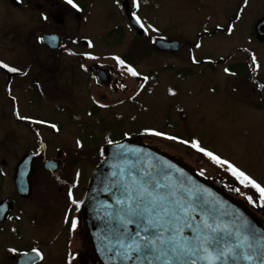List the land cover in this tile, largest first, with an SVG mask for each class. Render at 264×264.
Returning a JSON list of instances; mask_svg holds the SVG:
<instances>
[{
  "label": "rangeland",
  "instance_id": "1",
  "mask_svg": "<svg viewBox=\"0 0 264 264\" xmlns=\"http://www.w3.org/2000/svg\"><path fill=\"white\" fill-rule=\"evenodd\" d=\"M239 2L136 0L139 4L137 8L134 0H130L132 14H136L148 32V37L142 40L128 26L115 0H73L78 6L73 8L79 16L67 8L65 14L56 15V22L51 23L50 29L60 34L64 51L69 49L76 51V54H85L84 59H75L74 55L66 53L51 59L50 72L38 77L41 95L47 99L49 107L43 106V99L36 89L26 91L24 95L19 93L16 100L23 111H26V105H30L33 108L30 112H44L51 117V121L61 123L63 131L51 137L52 145L73 148L74 136L85 148L87 145L102 146L138 137L173 157L200 165L206 173L220 172L229 177L243 195L251 197V194H255L256 202L264 209V198H261L260 193L246 182L241 184L226 165L216 164L192 147L164 142L146 131L176 132V136L178 134V137L187 138L189 142L197 140L201 147L229 161L264 187V43L260 44L253 38L254 24L264 12V0H249L246 8L238 6ZM66 4L72 6L67 0ZM51 5L52 12H55V1ZM235 17L238 23L231 25L230 34L214 33L217 26L227 25V28ZM59 19L63 22L60 23ZM31 26L37 28L33 22ZM115 27L124 31L121 42L115 38L118 32L110 36ZM153 28L157 31H153ZM206 32L210 34L198 36ZM198 37L199 48L196 47ZM154 38L177 40L181 47L176 53L157 51L150 44ZM82 39L91 42L92 46L81 45ZM12 44L10 50L20 45L19 41ZM89 56L96 59H90ZM113 57L126 58L128 62L125 61V64L135 68L140 75L131 76L126 67ZM193 58L198 63H193ZM225 59L227 63L220 62ZM249 59H252V73H248L241 65ZM209 61L214 63H207ZM93 63L111 66L121 72L120 77L124 82L119 85L118 91L107 92L80 73V77H75V66ZM229 65H232L230 70L225 72ZM189 70L192 71L191 75ZM144 77L148 79L145 81ZM90 96L99 105L93 106L100 108L98 114L101 120L92 121L88 117L93 107ZM62 104L70 112L81 116L85 123L62 111L59 107ZM0 109L3 113L13 110L6 101L0 103ZM183 113L185 119L181 118ZM169 117L174 124L171 128L167 125ZM7 119L4 124L8 127L29 122ZM18 126L23 128V125ZM3 140L7 148L17 146L18 156L30 143V137L15 133L14 128L8 129V135ZM3 156L9 162V167L4 168L5 172L10 168L12 158L4 152ZM2 185L3 194H8L11 182L7 176ZM19 245L27 247L28 243L23 241ZM2 256H5L4 251L0 252V264Z\"/></svg>",
  "mask_w": 264,
  "mask_h": 264
},
{
  "label": "flooded vegetation",
  "instance_id": "2",
  "mask_svg": "<svg viewBox=\"0 0 264 264\" xmlns=\"http://www.w3.org/2000/svg\"><path fill=\"white\" fill-rule=\"evenodd\" d=\"M52 1H55V6H57L55 12L51 10ZM129 1V9L132 13ZM248 1L245 3L244 0H240L238 6L246 8L249 3ZM115 2L125 15L120 1L115 0ZM90 4L92 5V2H89ZM76 7L78 8L77 5ZM67 8L79 16L73 6L68 7L66 0H0V62L18 69L16 73H11L7 69L0 68V103L2 104L6 101L13 109L11 112L5 113L0 109V204L6 199L10 201L7 207L3 208L4 210H0V252L4 251L5 255L2 256L3 260L1 264H20L19 259L21 255L31 252L34 253L33 249H36L40 255L34 254L32 259L24 260L22 264H98L87 251L84 244L83 223L79 217V210L91 172L103 158L102 147L105 144H102V146L98 144L87 145L85 148L78 137L74 136L75 144L73 148L60 144L52 145L51 137H56V135H59L63 131L64 127L61 123L58 124L54 120L51 121V117L44 112H30L29 110L33 109L30 105H26V111H23L16 100L19 93L22 92V95H24L26 91L32 89H36L37 93L41 95L40 80L38 77L50 72L52 58H56L57 56L61 57L63 55L62 53H66L70 56L74 55L75 59H78V57L80 60L84 59L85 54H76V51L74 52L69 49L64 51L61 46L60 34L50 29L51 23L56 22V15L65 14ZM125 20L127 22L126 16ZM32 22L37 25V28L39 26L41 28L37 30L36 27L31 26ZM59 22L62 23L63 20L59 19ZM236 23H238V20L230 22L228 27L236 25ZM226 26H217L214 33L219 35L230 34ZM51 34L58 36L59 47L56 50L49 49L43 43L42 37ZM203 34L210 33L206 32ZM253 38L255 39L254 27ZM163 39L173 40L170 38ZM14 41H19L20 45H17V47L14 46L13 50H10ZM83 41L88 42L89 45V41L86 39L80 41L81 45H83ZM262 43L264 42L260 44ZM150 44L152 45V42ZM196 44H199V41ZM7 45L11 46L7 48ZM88 45L83 46L88 47ZM190 57L192 58V55ZM222 61L228 62L226 59L220 60V62ZM229 66L231 67L232 65ZM74 70L77 73L75 77H80V73L82 77L86 76L87 80L89 79L96 86L103 88L107 92L114 93L118 91L119 85L124 82V79L120 77L121 72L107 65L93 63L84 66L79 64V66L74 67ZM99 70L107 72L109 78L108 84L99 81ZM246 70H248V73L253 72L250 63L246 65ZM189 72L191 75L192 71L189 70ZM41 97L43 99V106L49 107L50 105L46 101L47 99L42 95ZM89 98L92 106L95 104L98 105L92 96ZM59 107L71 117L82 119L78 114L70 112V109L66 105L62 104ZM99 111V107H91L88 117L92 121L101 120L100 114H98ZM6 117L13 119L15 122H25V120L29 122L18 123L16 127H8L7 124H4V121L8 120ZM19 117H26L27 119H21ZM181 118H186L185 113L181 114ZM37 120L46 123L37 124L33 122ZM171 121L169 117L167 122L169 128L174 126ZM18 125H23V128ZM51 125H55L56 127L53 128ZM9 128H14L15 133L20 132L24 137H30L28 148L20 156L16 154L18 153L17 146L13 145L7 148L3 144V137L8 135ZM92 132L95 131L92 130ZM162 133L165 136H158V138H161L159 140L176 142L179 145L191 148L189 144H182L178 140H169L166 138V136L178 137V134L176 136V132L169 134L165 131ZM178 138L179 140L188 141L187 138ZM77 141H79V145ZM156 148L160 149L159 147ZM162 151L165 152L164 150ZM3 152L6 156L10 154L12 158L10 168L5 172L4 168L9 167V162L3 156ZM28 153L33 154V160L28 174L30 192L28 196L22 197L17 191L15 177L19 163ZM201 156L204 158L202 154ZM174 158L181 164L188 165L204 175L224 193L244 203L258 218L264 219V209L256 202L257 198L255 194H251L253 195L251 197L243 195L237 184L231 182L229 177L224 176L220 172L206 173L196 163H187L185 160L175 156ZM50 160L58 163L55 171L45 168V163ZM5 176L11 182V189L8 194H3L2 192V183ZM37 189L38 193H36ZM69 190L72 193L71 198L69 197ZM10 204L11 207L8 210L7 208ZM73 220L76 222L75 228L72 227ZM23 241H27V247H21L19 245Z\"/></svg>",
  "mask_w": 264,
  "mask_h": 264
},
{
  "label": "water",
  "instance_id": "3",
  "mask_svg": "<svg viewBox=\"0 0 264 264\" xmlns=\"http://www.w3.org/2000/svg\"><path fill=\"white\" fill-rule=\"evenodd\" d=\"M119 1L128 25L138 37L146 38L148 32L130 13L128 0ZM254 33L256 41L264 42V14L255 23ZM42 38L49 49H58V36L51 34ZM82 44L87 46L88 42L83 41ZM152 45L161 52L176 53L180 49L177 40L157 38ZM99 81L109 83L106 71L99 70ZM102 155V161L89 177L79 210L86 249L98 264H146L145 260L136 257L128 249L127 245L131 241L126 236L140 230L141 236H151L153 239L162 233L160 239L166 241L175 234L167 229L179 227L184 228L179 238L194 250L195 254L191 258L196 259L197 264H223V261L200 258L229 250L228 264H264V221L201 173L181 164L160 149L143 143L138 137L108 143L103 146ZM32 160L33 154L28 153L17 167L15 185L22 197L28 196L30 192L28 174ZM57 166L56 161L45 163V168L51 171H55ZM150 177L152 183L146 184L145 181ZM157 182L165 187L156 189L154 185ZM148 192L164 195L165 199L163 202L157 201L158 216L153 217V223L159 225L158 229L145 233L141 220L132 212L137 204L143 208L152 199ZM9 202V199L4 200L0 210H4ZM10 207L11 204L7 209ZM164 208L169 210L168 214L164 213ZM129 220L134 222L129 223ZM186 224L191 227H185ZM205 237L215 238L211 246H205L206 251L197 247L204 243ZM139 239L136 237L137 241ZM157 247H161L160 240H157ZM34 254L37 251L21 255L20 264L32 259ZM129 255L134 258L129 260ZM247 255H251L252 259H244ZM147 259L152 260L153 264H161L153 260L151 255Z\"/></svg>",
  "mask_w": 264,
  "mask_h": 264
},
{
  "label": "snow or ice",
  "instance_id": "4",
  "mask_svg": "<svg viewBox=\"0 0 264 264\" xmlns=\"http://www.w3.org/2000/svg\"><path fill=\"white\" fill-rule=\"evenodd\" d=\"M245 3H247V0H244ZM67 3L71 4L73 7H76V5L73 3V0H67ZM135 6L138 8L139 4L136 3V0H134ZM134 18L136 19V22L140 24L141 27H143V24L141 23L140 19L136 17V14L133 13ZM151 27V26H149ZM153 31H157L155 28L152 29ZM228 31L231 32L232 29L231 27L228 28ZM92 44L89 42V47H91ZM201 45L197 44L196 47L199 48ZM90 59H96V57L89 56ZM120 65L126 67L127 72L133 76V77H138L140 74L139 72L131 67L125 64V61L120 59L119 57H113ZM253 62L255 63V57L252 58ZM193 63H198V61L193 58ZM0 68L2 69H7V71L11 73H16L18 69L14 67H9L7 64H4L3 62H0ZM228 70L225 69V72ZM145 81L148 79V77L143 78ZM123 87V86H122ZM143 87V84L141 85ZM171 93V90H170ZM174 94V93H172ZM104 107V105H101ZM21 119H27L26 117H19ZM34 123L37 124H42L46 123L44 121H33ZM51 127L55 128V125H51ZM149 131L151 135L155 136H165L164 133L154 131V130H146ZM167 139L169 140H178L179 143L182 144H189L190 147L195 149L196 151L203 153L205 156H207L210 160L215 162L216 164L219 165H226L228 170L232 173V175L236 176L241 184H250L253 188H255L259 193L261 198H264V187H262L259 183H257L254 179H252L250 176H248L246 173L238 169L236 166L231 164L229 161L222 159L218 155L214 154L213 152L201 147L200 142L197 140H192V141H185V140H179L178 137L175 136H166ZM77 144L79 145V141H77ZM146 184H151L152 183V178L150 177L147 181H145ZM154 187L156 189H163L165 185L161 183H155ZM147 191V189H145ZM71 190H69V197L71 198ZM148 196H150L152 199L148 201L143 208L139 204H137L136 209L132 212V214L136 215L142 222L143 228L142 230L147 233L153 229H158L159 225L153 223V217L158 216V210H157V201L163 202L165 199L164 195H153L152 192H148ZM251 199V198H249ZM165 214H168L169 210L167 208L163 209ZM186 211V210H185ZM193 211L195 209L193 208ZM147 214V215H145ZM172 215H176L173 213ZM178 218V217H177ZM129 223H133L134 221L129 220ZM72 227H76V222L75 220L72 221ZM140 226L138 225V228ZM185 227H191L190 224H186ZM170 231H173L175 234L170 236L168 240H162L160 237L162 236V233H159L156 237V239H153L151 236H141L140 230H137L134 235L129 233L126 236V239L130 240L131 243L127 245L128 249L131 251V253H134L136 257H139L142 260L146 261V264H153L152 260H148L147 257L151 255L153 257V260L161 262V264H197L196 259H192L191 257L195 254L194 250L192 248L187 247L184 243L181 242L180 240V235L183 234L184 228L179 227V228H174V229H167ZM215 229H213V232ZM136 237H139V241L136 240ZM185 240H187V237H184ZM157 240H160L161 247H157ZM215 238L213 237L212 239H209L208 237H205L204 243L198 245L197 247L199 249L207 250L205 247L211 246L214 242ZM34 252H36V249H33ZM231 250L229 252H224L220 251L218 252L215 256H208V257H202L200 259H207L209 261H223V264H228V259L230 256ZM37 255L39 253L37 252ZM133 255H129L128 259L131 260L133 259ZM232 259H235V256L231 257ZM246 260H251L252 256L247 255L244 257Z\"/></svg>",
  "mask_w": 264,
  "mask_h": 264
},
{
  "label": "trees",
  "instance_id": "5",
  "mask_svg": "<svg viewBox=\"0 0 264 264\" xmlns=\"http://www.w3.org/2000/svg\"><path fill=\"white\" fill-rule=\"evenodd\" d=\"M232 20H233V19H232ZM235 20H236V17L234 18L233 21H235ZM233 21H232V22H233ZM229 27H230V26H229ZM229 27H228V28H229ZM118 28H119V29H118ZM227 31H228V30H227ZM114 32H118V33H116V34H117V37H115V38L117 39L118 42H121V41L123 40V37H124V31L122 30V28H120V27H115V28L112 30V33H111L110 36H112V35L114 34ZM202 35L205 36V35H208V34H205V35H204V34H200V35H198V36H202ZM199 38H200V37H198L197 41H199ZM137 40H140V39H137ZM142 40H143V39H142ZM140 41H141V40H140ZM138 48H139V46H138ZM139 49H140V48H139ZM122 60L128 62L126 58H125V59H122ZM251 60H252V59H249V60H248V63L251 64V63H252ZM207 63H211V64H212V63H214V62L209 61V62H207ZM248 63H246V65H247ZM209 65H210V64H209ZM242 65H243V68L246 70V65H245V64H242ZM248 66H249V65H248ZM227 69L230 70V66H229ZM145 75H146V74H145ZM99 155H100V152H99Z\"/></svg>",
  "mask_w": 264,
  "mask_h": 264
}]
</instances>
